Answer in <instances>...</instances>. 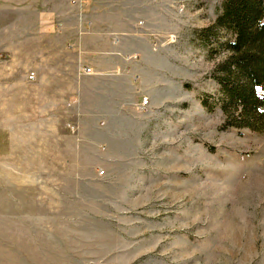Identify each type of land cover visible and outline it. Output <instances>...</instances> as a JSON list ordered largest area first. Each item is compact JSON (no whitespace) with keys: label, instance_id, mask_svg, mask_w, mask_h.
<instances>
[{"label":"rangeland","instance_id":"374dc122","mask_svg":"<svg viewBox=\"0 0 264 264\" xmlns=\"http://www.w3.org/2000/svg\"><path fill=\"white\" fill-rule=\"evenodd\" d=\"M73 1L0 3V64L55 109L38 178L0 186V264H264V129L221 107L232 33L201 37L222 0Z\"/></svg>","mask_w":264,"mask_h":264},{"label":"crops","instance_id":"0c3cea01","mask_svg":"<svg viewBox=\"0 0 264 264\" xmlns=\"http://www.w3.org/2000/svg\"><path fill=\"white\" fill-rule=\"evenodd\" d=\"M27 1L0 0V3L6 7L11 5V7L20 8ZM36 1L31 0L32 5ZM51 15V11L42 16L38 15L36 20L37 25L41 21L42 23L43 21H51ZM47 36L56 37L57 35L47 34ZM42 37H45V34L40 32L22 33L20 40L31 38L32 41L36 40L39 42L44 40ZM79 37L77 36L73 40L78 43L75 48H79V50L84 52L86 48L83 40L87 36H83L81 39ZM92 37L93 39L98 38L91 35ZM93 47L97 49L98 45ZM39 51L40 49L35 52L38 53ZM50 52L49 50L47 54L53 56ZM35 60H37L36 63L40 61L39 57H35ZM49 67L51 69L54 67L55 69L54 63L50 64ZM10 68L0 64V186L5 187V189L9 180L38 178L40 168L38 165H33L34 160L35 162H39V149L45 146L46 149H43V147L41 150L43 154L46 153L47 148L50 147V143L54 141V131L51 130L52 132H50L49 130L50 128L54 129L55 126L53 123L49 125L54 120V106L52 105L51 108L48 104L47 107L45 106L46 102L48 103L49 97L40 96L39 92H35L36 97H39L36 100L33 98V93L28 95V90L25 91L26 88H32L33 85L38 87V83L36 82H38L39 73L44 71L43 68L35 64V71H31L36 72L35 78L37 79L32 78L33 80L28 78V75L25 76L23 68L18 66ZM12 73L14 74L11 75ZM51 85L48 84L46 88L54 87L53 84ZM34 128H44V130L40 132L39 130H34ZM46 129L48 130L47 134L44 133ZM48 152L50 151L47 150ZM25 159L30 161H24Z\"/></svg>","mask_w":264,"mask_h":264},{"label":"trees","instance_id":"16d2710c","mask_svg":"<svg viewBox=\"0 0 264 264\" xmlns=\"http://www.w3.org/2000/svg\"><path fill=\"white\" fill-rule=\"evenodd\" d=\"M218 28L233 35L221 43L230 51L221 63L224 75L218 77L221 107L233 113V124L264 129V93L256 90L264 91V0H222L213 24L201 37ZM203 102L208 105L206 98Z\"/></svg>","mask_w":264,"mask_h":264},{"label":"built area","instance_id":"2783aa9c","mask_svg":"<svg viewBox=\"0 0 264 264\" xmlns=\"http://www.w3.org/2000/svg\"><path fill=\"white\" fill-rule=\"evenodd\" d=\"M86 0H74L73 3H76V4H82L84 3ZM92 71L91 67L90 66H84L83 67V72L84 73H90ZM29 77L30 78H33L34 77V72L33 71H30L29 73ZM148 103V100L145 98L143 100V102L141 103V106L140 108L143 109L145 108V105Z\"/></svg>","mask_w":264,"mask_h":264}]
</instances>
